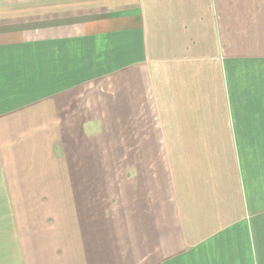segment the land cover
I'll return each instance as SVG.
<instances>
[{
    "label": "crops",
    "instance_id": "obj_1",
    "mask_svg": "<svg viewBox=\"0 0 264 264\" xmlns=\"http://www.w3.org/2000/svg\"><path fill=\"white\" fill-rule=\"evenodd\" d=\"M98 41L136 89L162 74V128L127 115L130 144L154 127L162 184L120 217L79 160ZM0 246V264H264V0H0Z\"/></svg>",
    "mask_w": 264,
    "mask_h": 264
},
{
    "label": "rangeland",
    "instance_id": "obj_2",
    "mask_svg": "<svg viewBox=\"0 0 264 264\" xmlns=\"http://www.w3.org/2000/svg\"><path fill=\"white\" fill-rule=\"evenodd\" d=\"M55 28L58 30L57 32H60L62 28L67 32L74 29V27ZM104 44L102 41L88 42L83 48V60H86L88 71L85 87L89 93L85 96L87 125L83 129L84 133L87 132L84 141L86 146L79 151L81 154H85L86 151L87 158H79V160L81 163H86L88 171L94 166V163L99 171L101 169L103 214L104 216L113 215L112 213L116 212V216L120 217L122 215L120 212L123 209L142 210L141 205L133 204L131 207L130 201L141 198L144 194L142 190L146 185L162 184V172H160L159 160L156 159L159 154L155 152L159 149L158 145L156 147L153 145V138H151L155 131L154 127L147 130L150 135L146 139L151 141L150 145L141 144L140 146L138 143H128L129 136L132 140L139 137V129H134V126L145 113H153L151 114L155 119L152 121L153 126L158 127L159 125L162 128V117L158 118V114L162 110V74L155 73L153 75L152 81L147 82V91L142 88L136 89L125 77L127 69H123L117 74H114L115 71H108L110 49ZM96 65L103 67L100 78L93 77ZM114 78L116 80H113ZM113 81H116L117 87L112 89V95L102 96L100 92L98 94L93 92L95 89H99V91L109 93ZM127 115L136 120L131 128L127 127L130 123V120L127 121ZM82 116L84 115L82 114ZM75 138L78 139L76 136ZM160 141L162 142V137ZM139 147L142 148V153H140ZM132 150L134 158H127V152ZM95 152L98 153L96 157H94ZM138 152L140 156L137 158ZM143 156H148V159L152 160L146 161ZM62 161L78 163V161L72 160V157L64 158ZM140 194L141 196L137 197ZM5 250L0 246L1 254ZM7 252L10 254L11 250H7ZM3 261L5 260L0 256V262Z\"/></svg>",
    "mask_w": 264,
    "mask_h": 264
}]
</instances>
